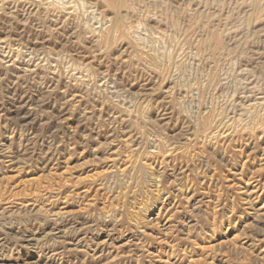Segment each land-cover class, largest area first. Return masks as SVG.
I'll use <instances>...</instances> for the list:
<instances>
[{
    "label": "rangeland",
    "instance_id": "374dc122",
    "mask_svg": "<svg viewBox=\"0 0 264 264\" xmlns=\"http://www.w3.org/2000/svg\"><path fill=\"white\" fill-rule=\"evenodd\" d=\"M0 264H264V0H0Z\"/></svg>",
    "mask_w": 264,
    "mask_h": 264
}]
</instances>
